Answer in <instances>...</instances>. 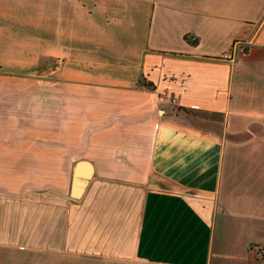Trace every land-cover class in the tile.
<instances>
[{
	"label": "crops",
	"instance_id": "crops-1",
	"mask_svg": "<svg viewBox=\"0 0 264 264\" xmlns=\"http://www.w3.org/2000/svg\"><path fill=\"white\" fill-rule=\"evenodd\" d=\"M27 6L0 2V264H264V0Z\"/></svg>",
	"mask_w": 264,
	"mask_h": 264
},
{
	"label": "water",
	"instance_id": "water-1",
	"mask_svg": "<svg viewBox=\"0 0 264 264\" xmlns=\"http://www.w3.org/2000/svg\"><path fill=\"white\" fill-rule=\"evenodd\" d=\"M82 165H86V162L80 160L75 163L72 183H71V193L74 197H79L82 190L86 187L90 177H91V168L84 170Z\"/></svg>",
	"mask_w": 264,
	"mask_h": 264
},
{
	"label": "built area",
	"instance_id": "built-area-1",
	"mask_svg": "<svg viewBox=\"0 0 264 264\" xmlns=\"http://www.w3.org/2000/svg\"><path fill=\"white\" fill-rule=\"evenodd\" d=\"M248 47H249V42H245L242 40H235L232 43L230 49L224 52L220 57L230 62L232 61L234 62L239 58L241 54H243L246 51V49H248Z\"/></svg>",
	"mask_w": 264,
	"mask_h": 264
},
{
	"label": "rangeland",
	"instance_id": "rangeland-1",
	"mask_svg": "<svg viewBox=\"0 0 264 264\" xmlns=\"http://www.w3.org/2000/svg\"><path fill=\"white\" fill-rule=\"evenodd\" d=\"M15 1H19V0H0V2L2 3V6L5 8V9H10L12 6H13V3ZM22 1L25 5H28L27 8L28 9H33V5L35 4V0H20ZM248 50L246 49L245 52H247ZM244 52V53H245ZM5 66V65H3ZM41 67V65H39ZM3 68H7L6 66L3 67ZM243 137H245V135L243 134L242 135ZM241 159H239L240 161ZM246 163V159H242V164L244 165Z\"/></svg>",
	"mask_w": 264,
	"mask_h": 264
},
{
	"label": "trees",
	"instance_id": "trees-1",
	"mask_svg": "<svg viewBox=\"0 0 264 264\" xmlns=\"http://www.w3.org/2000/svg\"><path fill=\"white\" fill-rule=\"evenodd\" d=\"M147 86H151V84H148ZM258 253L264 256V248H258Z\"/></svg>",
	"mask_w": 264,
	"mask_h": 264
}]
</instances>
